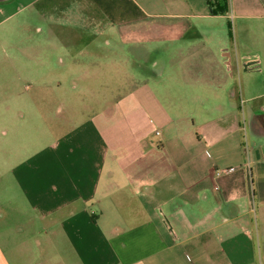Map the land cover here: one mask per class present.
Wrapping results in <instances>:
<instances>
[{"label":"crops","instance_id":"obj_1","mask_svg":"<svg viewBox=\"0 0 264 264\" xmlns=\"http://www.w3.org/2000/svg\"><path fill=\"white\" fill-rule=\"evenodd\" d=\"M29 9L68 51L152 64L14 162L0 264H264V0H0V25Z\"/></svg>","mask_w":264,"mask_h":264},{"label":"rangeland","instance_id":"obj_2","mask_svg":"<svg viewBox=\"0 0 264 264\" xmlns=\"http://www.w3.org/2000/svg\"><path fill=\"white\" fill-rule=\"evenodd\" d=\"M25 18L30 31L21 27ZM39 26V17L30 9L0 25V197L11 190L10 168L14 162L50 143L63 125L72 127L100 108L98 96L104 94L109 103L116 102L115 97L134 83L132 73L136 66L146 63L151 69L153 52L142 61L132 59L134 46L122 44L118 37L101 52L112 54L114 49L125 60L116 62L105 56L89 60L88 51L81 50L82 46H77L75 52L68 51L61 44L62 39H53L55 34L51 31L36 32ZM27 33H31V38H27ZM147 47L152 49L153 44ZM79 50V57L74 60L72 53ZM61 58L66 60L65 66ZM75 64L90 75H77ZM249 148L246 143L242 152L249 153ZM2 209L8 214L0 217L5 228L12 210L6 204L0 206V212Z\"/></svg>","mask_w":264,"mask_h":264},{"label":"built area","instance_id":"obj_3","mask_svg":"<svg viewBox=\"0 0 264 264\" xmlns=\"http://www.w3.org/2000/svg\"><path fill=\"white\" fill-rule=\"evenodd\" d=\"M157 133H159L158 131H157ZM236 168L235 167H233V168H230V169H226L225 171L226 172H232V171H234ZM218 173H220V172H218Z\"/></svg>","mask_w":264,"mask_h":264},{"label":"trees","instance_id":"obj_4","mask_svg":"<svg viewBox=\"0 0 264 264\" xmlns=\"http://www.w3.org/2000/svg\"><path fill=\"white\" fill-rule=\"evenodd\" d=\"M209 2H210V5H211V4L213 5V2H211V1H209ZM211 7H212V6H211ZM212 11H214L213 8H212Z\"/></svg>","mask_w":264,"mask_h":264}]
</instances>
